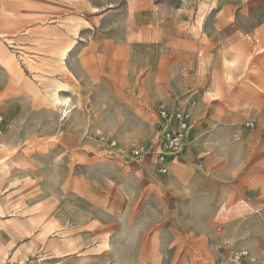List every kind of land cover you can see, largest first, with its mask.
I'll list each match as a JSON object with an SVG mask.
<instances>
[{
    "label": "rangeland",
    "instance_id": "rangeland-1",
    "mask_svg": "<svg viewBox=\"0 0 264 264\" xmlns=\"http://www.w3.org/2000/svg\"><path fill=\"white\" fill-rule=\"evenodd\" d=\"M0 115V264H264V0H0Z\"/></svg>",
    "mask_w": 264,
    "mask_h": 264
},
{
    "label": "built area",
    "instance_id": "built-area-1",
    "mask_svg": "<svg viewBox=\"0 0 264 264\" xmlns=\"http://www.w3.org/2000/svg\"><path fill=\"white\" fill-rule=\"evenodd\" d=\"M184 75V69L180 71ZM159 113L162 117L167 118V110L161 106ZM172 126L167 129L158 144L144 145V144H132L130 148V153L134 157H144L146 155L155 154L156 161L158 163V170L160 173L165 174L168 171V162L171 157L181 154L186 145V133L190 128V115L185 110L176 111L169 116ZM173 119V121H171ZM2 116L0 115V133L2 131ZM253 126V122L248 124ZM100 139L104 140V136L101 135L100 131H97ZM110 147L116 149V140H109ZM3 147V143L0 142V148ZM111 153L113 151H110ZM236 258L240 255L236 254Z\"/></svg>",
    "mask_w": 264,
    "mask_h": 264
},
{
    "label": "bare ground",
    "instance_id": "bare-ground-1",
    "mask_svg": "<svg viewBox=\"0 0 264 264\" xmlns=\"http://www.w3.org/2000/svg\"><path fill=\"white\" fill-rule=\"evenodd\" d=\"M78 23L74 25V29L72 30L73 31V34L75 36L78 35L79 29H80V25ZM199 25L201 27V22L199 23ZM7 43L9 44L10 47L13 46L9 41ZM74 44H75V41L72 42L69 46H67L65 48H62L61 50H59L56 53V57H57V58L55 57L56 58V61L58 62V64L60 65V67H62L63 69H67L65 59H66L68 53L70 52L71 48L74 46ZM53 85H54V89H55L54 90V94H53V101L56 103V105L57 104L62 105V107L60 109H61L63 115H67V113L69 111V108L71 106V101H70L69 97H61L60 93H61V91H66L67 92L68 91V86L65 85V84H63L61 81H58V80H56L53 83Z\"/></svg>",
    "mask_w": 264,
    "mask_h": 264
},
{
    "label": "crops",
    "instance_id": "crops-1",
    "mask_svg": "<svg viewBox=\"0 0 264 264\" xmlns=\"http://www.w3.org/2000/svg\"><path fill=\"white\" fill-rule=\"evenodd\" d=\"M172 122H169V125H168V128L167 129H169L171 126H172ZM189 131V130H188ZM188 131H187V133H188ZM190 135V134H189ZM188 147H189V136H188V134H186V145H185V147H184V149H183V151L181 152V154H179V155H177V156H174V157H171L170 159H169V162H168V170L170 169V167H171V165L175 162V160H176V158L178 157V156H182V155H185V151L186 150H188ZM2 148V147H1ZM153 155V154H152ZM152 155H146V156H144V157H142V158H152L153 156ZM155 160H156V158H155ZM157 169H158V165H157ZM159 171V170H158ZM168 172V171H167ZM166 172V173H167Z\"/></svg>",
    "mask_w": 264,
    "mask_h": 264
}]
</instances>
